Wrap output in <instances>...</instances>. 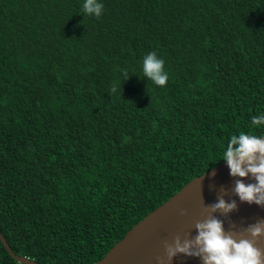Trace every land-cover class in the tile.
<instances>
[{"label":"trees","instance_id":"16d2710c","mask_svg":"<svg viewBox=\"0 0 264 264\" xmlns=\"http://www.w3.org/2000/svg\"><path fill=\"white\" fill-rule=\"evenodd\" d=\"M99 2L0 0V233L39 264H95L232 135H264V0ZM0 264L23 263L0 241Z\"/></svg>","mask_w":264,"mask_h":264},{"label":"water","instance_id":"95a60500","mask_svg":"<svg viewBox=\"0 0 264 264\" xmlns=\"http://www.w3.org/2000/svg\"><path fill=\"white\" fill-rule=\"evenodd\" d=\"M237 179L240 178L230 175L226 162L195 177L135 224L95 264H203L199 257L183 254H178L169 262L165 244L173 243L177 236L181 240L195 238V223L211 214L208 207L217 203L219 198L226 202L235 201L237 205L228 215L219 212L214 214L223 222L224 230L233 232L237 238L243 236L250 239L245 229L264 221V207L240 201L234 192ZM243 183L254 184L256 181L249 174ZM182 212L184 215H181ZM0 241L7 253L18 263L39 264L13 253L1 233ZM255 246L264 251V237L256 240Z\"/></svg>","mask_w":264,"mask_h":264},{"label":"clouds","instance_id":"9594fccd","mask_svg":"<svg viewBox=\"0 0 264 264\" xmlns=\"http://www.w3.org/2000/svg\"><path fill=\"white\" fill-rule=\"evenodd\" d=\"M103 8L104 5L99 0H85L83 4L84 14L96 18L102 15ZM164 63L155 52H150L143 58V75L160 87L166 86L169 80ZM121 72L127 81L130 78L127 70L122 69ZM110 91L115 93L117 88L113 86ZM251 124L256 127L264 126V115L253 116ZM220 161L226 162L233 178H240L236 180L234 188L240 201L264 207V136L244 132L232 135ZM249 174L256 183H243ZM236 207L235 201L226 202L223 198L208 207L211 214L194 225L197 232L195 238L181 240L177 236L173 243L165 244L169 262L178 254H183L199 257L203 264H264V251L255 246V241L264 237V221L245 229L250 239L243 236L237 238L233 232H226L223 222L214 215L217 212L228 215Z\"/></svg>","mask_w":264,"mask_h":264}]
</instances>
